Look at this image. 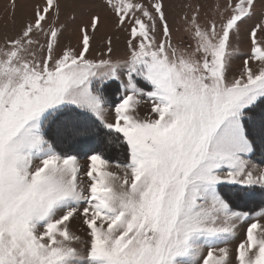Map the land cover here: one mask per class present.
Instances as JSON below:
<instances>
[{
  "label": "snow or ice",
  "instance_id": "snow-or-ice-1",
  "mask_svg": "<svg viewBox=\"0 0 264 264\" xmlns=\"http://www.w3.org/2000/svg\"><path fill=\"white\" fill-rule=\"evenodd\" d=\"M19 7L0 264H264V0Z\"/></svg>",
  "mask_w": 264,
  "mask_h": 264
},
{
  "label": "rangeland",
  "instance_id": "rangeland-1",
  "mask_svg": "<svg viewBox=\"0 0 264 264\" xmlns=\"http://www.w3.org/2000/svg\"><path fill=\"white\" fill-rule=\"evenodd\" d=\"M30 0H17L18 8L16 12V21L18 22L19 19L24 14V9L22 7H19L20 5H25L29 3ZM78 2V0H67L68 7L66 9V15L70 16L73 13L74 5ZM10 3V0H0V34H3V32H11L14 27L13 19L11 18L10 11L6 9V6ZM78 11V9H75ZM64 17L62 16V19ZM115 39V38H114ZM115 49H116V55H122L123 54V41L122 39L120 41L115 42ZM236 63H239V61H236ZM83 159V157H82Z\"/></svg>",
  "mask_w": 264,
  "mask_h": 264
},
{
  "label": "trees",
  "instance_id": "trees-1",
  "mask_svg": "<svg viewBox=\"0 0 264 264\" xmlns=\"http://www.w3.org/2000/svg\"><path fill=\"white\" fill-rule=\"evenodd\" d=\"M109 153H110L111 156L119 157V153L117 151H115V150L110 149Z\"/></svg>",
  "mask_w": 264,
  "mask_h": 264
}]
</instances>
